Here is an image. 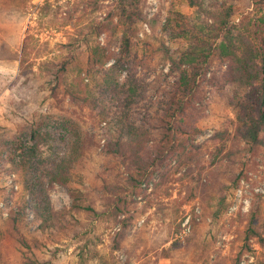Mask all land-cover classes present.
<instances>
[{
	"label": "rangeland",
	"instance_id": "rangeland-1",
	"mask_svg": "<svg viewBox=\"0 0 264 264\" xmlns=\"http://www.w3.org/2000/svg\"><path fill=\"white\" fill-rule=\"evenodd\" d=\"M114 1L28 2L19 38L21 45L29 37L35 49L31 55L33 59L38 52L39 59L31 60L35 70L42 62L71 59L72 52L64 45L78 31L85 30L95 21H103L113 9ZM256 1H235V23L252 13ZM171 3L172 0H144L141 5L146 21L138 31L137 47L144 59L152 62L153 86L157 81L159 86L167 79L174 80L168 76V57L178 52L179 44L163 35ZM177 7L186 14L195 12L185 2H178ZM13 33L14 29L12 33L8 32L10 36ZM93 41L102 46L111 41L114 52L120 49L119 33L94 36ZM83 52L84 55L73 62L62 83L64 92L75 87L78 90L83 77L87 78L85 84L93 83V76L79 75V69L87 60L84 49ZM113 63L112 59L106 67ZM145 63L144 68L149 73L151 67H148L149 62ZM214 75L219 73L209 72L200 79L196 109L191 111L192 118L188 119L189 124H196L201 130L196 137V144L203 146L199 163L188 171L185 168L181 171L178 160H170L163 175H153L140 189L132 188L130 171L119 159L104 153L102 128L87 106L65 96L64 92L52 97L34 93L35 104L44 105L48 114L79 120L87 150L84 162L77 168L76 182L68 187L51 185L42 171L24 177L10 165L4 166L0 172V190L9 200L2 199L0 194V264H25L19 259L21 255L15 248L16 243L8 238L11 227L7 220L11 211L18 210L24 201L28 202L30 232L22 228L17 236L33 246L47 243L61 247L57 264L79 262L80 255L91 258L95 251L109 252L116 245V233L129 216L133 217L132 225L127 237L121 240L122 250L115 252L121 264H264V248L260 242L253 239L249 249L244 243L245 230L254 209H257L258 225L264 231V144L254 145L233 138L237 119L235 104L244 97L247 89L239 85L221 89L220 83L213 81ZM22 82L20 61L0 59V141L12 135L11 126H16L7 120L8 112L23 101L24 96L33 93L21 91ZM51 129L54 138L48 153L49 162L66 157L74 142L72 135L59 123L52 124ZM226 131L233 136L221 142L210 140ZM238 178H241L239 183ZM25 181L29 184L28 189ZM71 190L81 191L84 205H92L94 211L74 209L75 198ZM49 210L67 212L80 236L73 238L75 231L69 235L58 229L44 235L38 233L43 215ZM168 240L170 242L166 243ZM17 247L21 251L22 246ZM87 263L92 262L88 260Z\"/></svg>",
	"mask_w": 264,
	"mask_h": 264
},
{
	"label": "trees",
	"instance_id": "trees-1",
	"mask_svg": "<svg viewBox=\"0 0 264 264\" xmlns=\"http://www.w3.org/2000/svg\"><path fill=\"white\" fill-rule=\"evenodd\" d=\"M30 1L0 0V59L19 60L23 78L20 89L27 90V94L33 92L31 98L24 96L6 116L16 126H11L12 135L0 141V172L5 165H10L24 177L42 171L51 185L68 187L76 182L77 168L84 162L87 150L82 125L67 115L48 114L44 105L35 104L34 93L52 97L64 92L62 83L73 62L84 55L83 49L87 60L79 69V75L93 76V83L85 84L87 78L83 77L76 85L78 90L75 87L64 94L89 108L102 128L104 153L118 158L130 171L129 182L133 189H140L155 174L163 175L170 160H178V168L187 171L199 163L203 146L196 144V137L201 130L196 124H189L188 119L196 109L200 79L209 72L219 73L214 75L213 81L219 82L221 89L230 85L247 89L235 104L237 119L233 138L254 145L264 144V0H257L252 13L240 23H235L236 0H172L163 35L179 44L178 52L168 57V76L174 80L167 79L159 86L157 81V87L151 80L152 62L144 59L137 47L138 31L146 21L141 7L144 0H115L103 21L91 23L64 45L72 52L71 59L42 62L37 70L31 62L35 49L29 37L21 45L19 38ZM178 2L187 3L195 12L180 11ZM9 27L15 30L12 36L8 34L13 30ZM105 33L120 34L117 52L113 51L111 41L107 46L94 44V36ZM36 55L34 59L38 60V52ZM112 59L114 63L106 67ZM145 62L151 67L149 73L144 68ZM57 123L68 130L74 142L66 157L49 162L48 153L54 138L51 126ZM231 136L226 131L210 140L221 142ZM25 186L29 188L27 181ZM0 194L2 199L9 200L4 191L0 190ZM71 195L75 198L74 209L94 211L92 205H84L81 191L71 190ZM27 211L28 202L24 201L7 219L11 227L8 238L16 243L19 259L25 264H57L61 247L47 243L33 246L17 236L22 228L30 232ZM256 212L257 209L252 211L245 230L244 243L248 249L253 239L264 248V231L258 225ZM67 214L49 210L43 215L38 233L44 235L58 229L71 235L70 232L75 231L73 238H77L80 235L76 225ZM132 220L129 216L123 221L121 230L116 233V245L109 252L95 251L91 258L80 255L79 262L72 264H88V260L90 264H121L115 252L122 250L121 240L127 237ZM20 245L21 251L17 247Z\"/></svg>",
	"mask_w": 264,
	"mask_h": 264
}]
</instances>
